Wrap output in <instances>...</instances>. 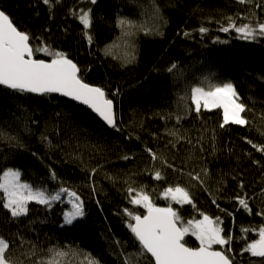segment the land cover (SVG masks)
<instances>
[{
	"label": "trees",
	"instance_id": "16d2710c",
	"mask_svg": "<svg viewBox=\"0 0 264 264\" xmlns=\"http://www.w3.org/2000/svg\"><path fill=\"white\" fill-rule=\"evenodd\" d=\"M0 8L30 34L34 48L66 53L82 79L103 88L116 108L115 127H108L59 95L0 85V176L15 168L34 187L50 193L68 188L85 211L65 225L64 199L50 208L29 202L27 214L13 218L0 193V236L17 264H87V254L99 264H126L125 257L140 247L124 209L146 213L131 203L141 191L158 207L171 205L184 222L201 214L219 217L232 237L233 264H264V258L242 251L264 227V152L258 150L264 146V36L243 40L234 29L221 30L229 18L237 26L264 23V0H52L51 8L42 0H0ZM81 9H91V43L78 19ZM121 17L135 22L133 35L118 26ZM202 27L208 31L201 33ZM133 48L135 60L128 63ZM35 58L52 59L45 52ZM208 82L234 84L246 106V125L221 127L222 108L194 111L189 89L209 90ZM197 173L203 185L192 179ZM176 186L189 191L192 204L165 198V190ZM238 195L248 198L250 213ZM184 240L199 246L191 234ZM50 249L68 255L54 257ZM134 259L152 260L149 254Z\"/></svg>",
	"mask_w": 264,
	"mask_h": 264
},
{
	"label": "snow or ice",
	"instance_id": "6c2138e0",
	"mask_svg": "<svg viewBox=\"0 0 264 264\" xmlns=\"http://www.w3.org/2000/svg\"><path fill=\"white\" fill-rule=\"evenodd\" d=\"M42 2L49 5L50 8L52 7V0H42ZM96 2L97 0H90L92 4ZM155 10L159 15V9ZM73 14L76 15L75 12ZM78 19L86 30L85 35L91 43L92 37L87 33L92 25L91 9H81ZM118 26L122 30L127 29L125 35H133L134 21L121 17L118 20ZM232 29L243 40H255L258 35L264 36V23H258L255 26L251 23L237 26L229 18L228 26L221 30L229 32ZM207 31L208 29L203 27L200 29L201 33ZM30 40V34L19 30L12 19L3 10H0V85L21 93L39 95L59 93L71 97L87 105L108 125L115 127L114 102L107 98L108 93L101 87L86 83L81 77V69L72 59L68 58L66 53L53 52L48 46L34 48ZM36 52H45L52 59L50 62L37 59L35 58ZM134 60L133 48L127 54L126 62L131 63ZM176 68L177 65L174 63L167 71L172 73ZM208 88L207 91L203 87L189 89V97L196 113H200L202 108L204 110L222 108L223 124L221 127L229 123L237 125L248 123L242 116V113L246 111V106L238 102L239 96L232 83L225 82L216 85L208 82ZM170 134L174 135L175 133ZM3 135L0 132V136ZM258 150L264 152V146H260ZM147 151L151 154L152 159H157L156 153L151 149ZM21 175L19 169L8 168L0 176V193L3 194L2 206L9 211L11 217L26 215L29 202H36L50 208L53 203L61 200L62 195H67L72 205L71 210L63 213L65 225H73L74 222L85 216L83 201L75 191L60 187L54 193H50L43 186L34 187L32 184L23 182ZM50 175L52 179L56 178L55 172ZM189 175L191 176V174ZM155 178L160 180L163 177L157 171ZM192 179L199 181L201 185L204 184L199 173ZM240 186L243 187L242 184ZM128 191L131 194L134 189L129 188ZM164 195L165 198L170 197L171 201L177 204L193 203L189 191L181 186L167 188ZM236 200L245 211L251 212L247 197L238 195ZM213 202L215 203V201ZM131 203L142 205L146 209V214L143 216L134 215L128 209H124V213L132 221L128 223L127 227L140 247L139 252L125 257L126 264H138V260L134 257H143L146 254L151 255V264H233L230 247L232 237L224 234V229L220 226L222 221L219 217L213 219L208 215L201 214L202 219L184 222L171 205L158 207L142 191L132 197ZM260 214L264 215V213ZM242 231L247 232L249 229H242ZM189 234L199 241L198 247L193 248L186 245L184 238ZM213 246H220V248L215 250ZM9 247V241L0 236V264H17V261L8 255ZM49 251L53 253L54 257L68 255L63 250L50 249ZM242 251L249 253L252 257L264 258V227L259 229V239L247 243ZM86 259L87 264H99V261L92 258L91 254H87Z\"/></svg>",
	"mask_w": 264,
	"mask_h": 264
},
{
	"label": "water",
	"instance_id": "95a60500",
	"mask_svg": "<svg viewBox=\"0 0 264 264\" xmlns=\"http://www.w3.org/2000/svg\"><path fill=\"white\" fill-rule=\"evenodd\" d=\"M1 10V9H0ZM47 61H49L50 62V60H47ZM89 84V83H88ZM91 85H93V84H91ZM93 86H97V85H93ZM6 87V86H5ZM98 87V86H97ZM30 94H34V93H30ZM52 94H56V95H59V96H61V97H64V98H66V99H68V100H70V101H72V102H74V103H76V104H78V105H81V106H83L84 108H86V109H88L94 116H96L99 120H101L106 126H108V127H112V126H110V125H108L97 113H95L93 110H91L87 105H84L82 102H79V101H76V100H74V99H72L71 97H66V96H64V95H62V94H59V93H52ZM34 95H38V96H40L39 94H34ZM108 98V97H107ZM110 99V98H109ZM114 102V101H113ZM114 112H115V116H116V108H115V102H114ZM146 214V213H145ZM144 214V215H145ZM141 216H143V215H141ZM188 246V245H187ZM188 247H190V246H188ZM193 248H195V247H193ZM215 250H219V249H215ZM150 255V254H149ZM151 256V255H150Z\"/></svg>",
	"mask_w": 264,
	"mask_h": 264
},
{
	"label": "rangeland",
	"instance_id": "374dc122",
	"mask_svg": "<svg viewBox=\"0 0 264 264\" xmlns=\"http://www.w3.org/2000/svg\"><path fill=\"white\" fill-rule=\"evenodd\" d=\"M207 91V90H206ZM239 102V101H238ZM13 169H15V168H13ZM22 180V179H21ZM23 182H27V181H24V180H22ZM27 183H29V182H27ZM30 184V183H29ZM57 191V190H56ZM55 192V191H54ZM53 192V193H54ZM61 199H64L66 202H68V204H69V206H68V209L66 210V212L67 211H69V210H71V208H72V205H71V203L69 202V198H68V196L67 195H62V198ZM63 224H64V220H63Z\"/></svg>",
	"mask_w": 264,
	"mask_h": 264
},
{
	"label": "bare ground",
	"instance_id": "6f19581e",
	"mask_svg": "<svg viewBox=\"0 0 264 264\" xmlns=\"http://www.w3.org/2000/svg\"><path fill=\"white\" fill-rule=\"evenodd\" d=\"M1 9V8H0ZM2 10V9H1ZM4 11V10H3ZM5 12V11H4ZM6 13V12H5ZM7 14V13H6ZM8 15V14H7ZM9 16V15H8ZM10 17V16H9ZM11 18V17H10ZM14 23V22H13ZM225 27H227V26H225ZM223 28V27H222ZM231 32V30L229 31V32H227L228 34ZM233 84V83H232ZM234 85V84H233ZM5 87V86H4ZM193 87H201V86H193ZM235 87V86H234ZM235 90H236V87H235ZM236 92H237V90H236ZM238 93V92H237Z\"/></svg>",
	"mask_w": 264,
	"mask_h": 264
}]
</instances>
